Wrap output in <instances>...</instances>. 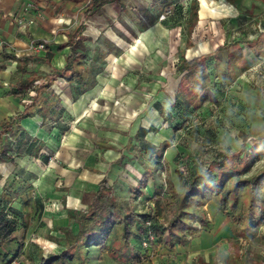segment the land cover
<instances>
[{
  "label": "rangeland",
  "instance_id": "374dc122",
  "mask_svg": "<svg viewBox=\"0 0 264 264\" xmlns=\"http://www.w3.org/2000/svg\"><path fill=\"white\" fill-rule=\"evenodd\" d=\"M187 1L184 0L182 2L184 11L187 10L186 6L189 4ZM123 2L125 7L122 10V17L118 16L117 19H114L109 16V18L105 20L99 19L97 22L91 19L90 24L99 31V36L95 41H92L89 37L87 38L84 48L86 56L84 55L85 57L82 58L83 64L75 65V69L89 76L88 67H90V64L99 65L94 70L95 83L84 91L91 94L90 99H95L94 102H96V105H94L95 110L91 109L90 112L86 113H96L92 121L95 129L92 135H88L86 131L79 127L78 129L81 131L76 133L80 134L81 139L79 140L76 134L73 139L77 140L78 144H86L88 141L92 148L89 150L94 151L96 149L94 154L98 159L104 158V154L106 155V152H103L105 148H111L114 151L108 152L109 156L116 155L115 152L119 153L117 159L120 158L118 163L123 166L122 169L118 170L113 165L110 166L114 160L108 162L109 164H106L107 166L105 165L104 168L106 172L110 170L109 172L112 173L109 175L108 180L112 185L115 198L124 205L130 202L134 203L135 208L139 212L147 213L150 211V213H153V210H156L157 214L155 212V216L163 218L158 220V222L163 223L164 219H166V209L158 207L159 205L149 207V204H146V197L153 194V188L155 187L157 190L156 194L159 197L153 201L162 203V197L166 201L169 198L166 185L168 179L177 191L182 190L176 169L183 168V163H179V160H174V155L180 153L181 148H185L186 152H188V154L181 152L182 159H188V157L193 159L199 171L204 170L213 159H220L225 152L229 151L232 153L228 156V159H231L234 157L232 156L234 153H240L248 145H250L249 148L252 146V151L256 149L257 152H260V150L262 152L255 160H253V153L240 160V165L250 164V169L245 175L251 174L259 167L264 166V139H261V137H264V49L260 50L259 53L261 55H252V51L258 53L255 49L264 43V26L257 23L255 25L249 18L257 16L264 11V0H215V2L214 0H208L206 9L209 12L211 8L213 15L200 18L198 14V19L193 23L188 19H181L180 23L166 28L165 40H159L161 43L157 42L156 46H152L147 42L136 41L137 37L146 28L154 26V16L158 15L157 8L161 7L162 12H164L163 10L166 9L168 11L171 5L169 8L162 6L161 0H123ZM227 4L230 5L228 6ZM221 8H224V10L222 11ZM152 9H155L156 14ZM226 9H233V11L228 13L225 11ZM234 9L235 12L239 11L244 15L250 16L244 17L241 15L240 17H244V19L239 18V23V16L231 14ZM39 10H41L40 7L34 8L35 13ZM144 10L147 11L148 15L144 14ZM185 14H188L187 11H185ZM159 17L160 15L157 16V19ZM110 29L126 43L125 45L122 42L124 49H115L114 43L105 36L104 32L106 33ZM232 41H243L248 43L249 46L246 44L238 46L236 42L232 43ZM230 42L231 45L228 47L218 48V46L227 45ZM111 45L114 47L113 53L107 56L105 54V57L102 58L103 62H100V59L96 56L108 51V47H111ZM133 45L136 48L131 52L129 48ZM242 47H245L243 51L246 54L243 59L236 61V65L240 66L247 63L245 70L238 72L237 75L234 73L233 81L223 86L218 95L213 88L214 90L211 91L215 93V96L212 97V101L209 99L200 101L198 98L184 99L193 108L188 112L185 119L177 122V124L175 123V126L179 127L178 129H169V118L163 117L160 113L157 114L153 109V103H159L165 115L170 114V109L174 106L172 101L176 93L180 88L185 90L187 87V83L185 85L182 84L181 74L176 68L179 60L178 50L183 49L185 56L188 58L201 54H210L225 60L231 56V53L236 54L238 49ZM12 74V82H8V85L13 84L18 77L26 75L23 72L19 74L14 72ZM28 74V77H32L36 81L41 80V73L29 70ZM97 76L100 79H97ZM68 83L67 85L59 84L58 89L62 86H69L70 89L68 91L70 90V96L72 97L73 84L71 81H68ZM193 92L189 91V94ZM200 93H202V88L198 90L197 95ZM27 98L24 97L23 100ZM129 103L130 106H140L136 110L139 111L136 117L133 116L131 118L127 108ZM103 106H107V108H103ZM106 110L109 113L107 118L104 119L102 117H105L106 114L99 116V113ZM135 121H138L139 124L150 123L156 131L149 138L150 141L157 145V155L161 157L160 164H156L154 169L144 168L142 172L133 164L129 165V160L137 157V155L140 156L138 144L135 141L131 142L134 136L131 126ZM108 129L111 130L108 136H102V131ZM74 131L78 130L75 129ZM240 131L247 136L245 146H242L243 138L240 136ZM83 136L87 138V141H82ZM66 137V134H64L60 138L63 141ZM3 138L5 143L13 140V137L9 134H4ZM128 140H131L130 144H126ZM95 141H101L105 148L97 147ZM25 146V143L22 142L21 148L24 149ZM15 147L14 145L12 151H15ZM85 154L86 151L83 148L75 152L76 157L79 159H82ZM57 157V166L63 167L67 164L65 158H61L62 156L60 155ZM124 157H126V161L122 162L121 159ZM27 160L28 157H25L24 164L27 163ZM0 162L3 165L2 171H0V192L6 191L9 195L14 196L15 189L29 185L21 183L19 178H14L9 174L6 175L12 165L3 164L5 161ZM226 165L230 164L226 163ZM114 168L116 170H113ZM138 171H140L139 174L136 173ZM145 173L152 175L153 184L152 182H146L147 184L143 188L144 194L139 197L137 195L133 199L130 198L131 190L139 188L140 182L145 179ZM60 177L61 175L58 174L55 182L58 185L55 186L54 184L53 187L56 188L54 190L55 194L60 195V197H57L58 200L63 198L59 204L57 203L59 212L61 213L62 210V214H66L65 195L68 193L69 186L62 183ZM93 192L92 190L87 193L84 191L82 194L86 193L91 198ZM161 193H164V196ZM47 197L43 196L44 200ZM255 197L259 199L253 204L262 209H253V211L259 215L262 223L250 234H247V230H240L237 224L225 213H223L224 216L222 215L218 223L215 222L212 215L207 212L208 209L204 205L206 201L204 204H198L197 206L200 209V217L203 221L194 223V225L202 231L204 229L203 225L207 227L212 225L213 231H211L213 235L210 237L204 234L199 238V234L196 232L193 235L194 237L187 236L186 240L189 242L186 248L184 247L182 250L178 248V252L175 253L166 251L165 254L162 252V247L158 249L156 244L157 246L154 245L153 249L147 251L149 254L146 256L143 254L144 256L141 257L144 260L143 264H159L164 258L163 255H166L169 259L180 255L179 264H264V180L257 185ZM80 201H82V197ZM15 205L18 204L15 203ZM54 206V201L51 203L47 202L44 219H41V227L34 230L36 225L32 224L35 226L29 229V234L34 232L36 243L41 246L40 249L44 254L57 251L60 248L59 240L62 238V231L59 229L60 222L52 220L53 217L50 216L52 212L50 209ZM71 209H75L73 205ZM207 230L209 229L205 228L203 233H208L205 232ZM18 237L20 239L22 236ZM213 241L214 243H212V248L210 249L200 248L199 250H194L197 243L200 245L202 242V245H207ZM156 242L161 244V242ZM0 250H5L2 244H0ZM19 259H22L23 262L26 260V258L20 256V258L14 260L15 263H11L18 264L16 262ZM102 262L103 264H126L112 259L106 253L102 254Z\"/></svg>",
  "mask_w": 264,
  "mask_h": 264
},
{
  "label": "trees",
  "instance_id": "16d2710c",
  "mask_svg": "<svg viewBox=\"0 0 264 264\" xmlns=\"http://www.w3.org/2000/svg\"><path fill=\"white\" fill-rule=\"evenodd\" d=\"M110 1L113 0H89L83 7L80 13L81 24L68 36L69 53L65 57L66 64L62 69H53L52 72L46 75L48 77L42 76L40 81L28 77V75L8 85V94L21 97L24 109L9 119L0 120V161L14 162L15 156L25 154L36 158H48L44 151L41 152L42 143L36 144L38 139H31L29 142L26 140L19 121L26 116L36 114L43 121L49 115L56 118L62 116L64 109L60 104V97L51 88L56 76L72 82L73 100L93 86L95 83L94 70L99 65L90 64V67H88L89 76L75 69V65L82 63V58L86 56L78 49L77 41L80 40L81 33L85 28L82 22L88 16L99 11L103 4ZM183 1L161 0L162 6L169 8L171 5V8L168 11L163 10L164 12H162L161 7L157 8L158 15L165 14L164 18H159V20L167 27L175 26L183 18L192 23L195 22L198 19V0L187 1L189 3L186 6L187 10H185L188 13L187 15L184 11ZM33 42L43 41L33 40ZM235 42L238 46L245 44L249 46L248 43L243 41H232V43ZM6 45L5 42L2 43L0 69L5 66L6 61L14 60L17 63L16 68L18 71L27 72L25 64L30 57L27 55L17 56L14 53L6 52ZM229 45H231V42L227 45H220L218 48H226ZM244 48L238 49L236 54L231 53V56L225 60L210 54L187 58L183 49L178 50L179 60L176 68L181 74L182 84L187 83V87L185 90L180 88L176 93L172 101L174 106L171 107L170 114L167 112L168 114L165 115L161 109L162 107L156 104L159 113L163 117L169 118V128L178 129L179 127L175 126V123L177 124V122L185 119L188 112L192 110V105L184 99L198 98L200 101L205 99L212 101L215 93L218 95L223 86L231 83L238 72L245 70L247 63L240 66L236 65V61L243 59L246 54L243 51ZM247 48L249 49V47ZM255 50L258 52L259 48ZM252 52V55H259V53ZM105 54L106 52L96 57L100 59V62H103L102 58L105 57ZM65 72L68 73L66 76H64ZM198 88H202V93L199 95H197ZM213 88L215 93L212 92ZM28 90L32 92L29 95L27 94ZM189 91L194 92L189 94ZM27 95L28 98L23 100ZM145 132V129L140 127L137 131V138H142ZM239 133L243 138L242 146H245L247 136L242 131ZM4 134H9L13 137V140L5 143ZM262 138L264 139V137ZM13 141H16L15 151H12ZM22 142L26 146L24 149L20 148L21 150H18ZM249 146L245 147L240 153L233 152L232 156L234 157L231 159H228V156L232 153L225 152L220 159L210 161L202 171L196 168L193 159L189 157L188 159H182L181 152H185V154H188V152L185 148H181L180 153L174 155V160L183 163V168L176 169L182 190L177 191L168 179L166 185L169 198L166 201L161 199L163 204L156 203L157 201L152 202L153 204L148 203L149 200L157 199L155 187L153 188V194L146 197V200H148L146 204H149V207L159 205L158 207L166 209V219L163 223L158 222L163 218L155 216L156 210H153V213H150V211L147 213L139 212L134 203L130 202L124 205L121 201H118L113 194L108 177L103 176L91 198L86 193L82 194L81 207L67 208L65 225L59 227L62 231V238L59 240L60 248L57 251L44 254L40 248L29 245L24 247L22 241L17 240L13 246L3 245L5 250H0V264H12V261L19 258L20 253L24 254L26 264H103V253L126 264H139L142 262L141 257L144 256L143 254L145 256L149 254L147 251L154 248L153 246L157 244L156 241L165 244L168 249L172 250L175 243H183L186 241L187 236L195 235L198 228L194 223L203 221L197 206L198 204H204L212 195L217 197L218 209L227 214L240 230H247V234H250L262 223L259 215L253 211V209L259 210L262 208L255 206L253 203L259 199L255 197V194L257 185L264 180V166L259 167L251 174L245 175L250 169V164L240 165V160L252 153L254 155L253 160H255L262 152V150L257 152L256 149V152L252 151V146L250 148ZM226 163L230 165H226ZM154 168L152 167V169ZM144 177L145 179L140 182L139 188L131 190L130 198L133 199L137 195L139 197L144 194L143 188L147 184V178L153 179L152 175L150 176L148 173H145ZM32 189L31 184L26 185V187H19V189L14 190V196L9 195L6 191L0 192V241L10 237L14 231L21 227L28 228L33 220L37 221L38 224H42L41 218L44 213L45 200L40 196H32ZM15 203L18 205H15ZM150 234L153 235L152 240H150ZM143 240L149 241L150 249H144L142 246ZM19 262L18 264H25Z\"/></svg>",
  "mask_w": 264,
  "mask_h": 264
},
{
  "label": "crops",
  "instance_id": "0c3cea01",
  "mask_svg": "<svg viewBox=\"0 0 264 264\" xmlns=\"http://www.w3.org/2000/svg\"><path fill=\"white\" fill-rule=\"evenodd\" d=\"M88 1L89 0H0V51L2 49V43L5 42L7 44L5 47L6 52L14 53L17 56L27 55L30 57L25 64L27 72H23L26 73V75H23L20 78L28 76L29 70L36 71L39 74L41 73L42 76L48 77L46 75L52 72L53 69H62L65 66V57L69 53V46L67 45L68 36L76 29L77 26L81 24L80 13L82 12L83 7L88 3ZM207 1L208 0H198V14L200 18L206 16L208 17L214 14L211 8L209 12L206 9L208 5ZM27 4H32L33 6L28 7L25 10L24 7ZM227 5L229 6L230 4ZM38 7H40L41 10L35 13L34 8ZM124 7L125 5L123 0H113L103 4L99 11L88 16L82 22L85 28L81 33L80 40L78 39L77 41L78 49L85 54L84 48L86 46L87 38L89 37L92 41H95L99 36V31L90 24L91 19H94V22H97L99 19L105 20L109 18V16L117 19L118 16L122 17V10L124 9ZM221 10L223 11L224 8H221ZM225 11L229 13L233 11V9H226ZM153 12L155 13V9L153 10ZM144 14L148 15L146 10H144ZM231 14H236L235 16H239L238 21L239 18L244 19L245 16H250L244 15L239 11L235 12V9ZM241 15H243L244 17H240ZM157 16L158 15L154 16V26H150L143 30V32H141L137 37L136 41H143L145 43L147 42L151 44L152 46H156L157 42H160L159 40H165L167 26L164 25L159 19H157ZM249 18H251L252 22L255 23V25L257 23L258 25L262 24L264 26V11L257 16H251ZM18 19H22L23 23L19 24L17 21ZM91 29L92 31H90ZM104 34L105 36H107V38H109L111 42L114 43L115 49H124L123 43L125 42L121 40L122 38L120 36H117L116 33H114L111 29L106 33L104 32ZM33 40H42L46 46V49L39 51L30 49V44L36 43L33 42ZM114 47H112V45L111 47H108V51H105L106 56L113 53ZM134 48H136L135 45L131 46L129 49L132 52ZM258 48L259 53L260 50L264 49V43ZM259 55H261V53H259ZM5 63V66L0 69V85H2L0 86V120L9 119L13 115L22 112L24 109V104L22 103L21 97L14 96L13 94H8V82H12L11 74L14 72H17L19 74L21 73V70H17V63L14 60L6 61ZM67 74L68 73L65 72L64 76H66ZM20 78L18 77V79ZM98 78L99 77L97 76V79ZM59 84L67 85L69 83L65 78L56 76L55 80L51 84L54 92L60 97V104L64 109L62 116L56 118L53 115H49L47 119L43 121V119L38 114H36L34 116H26L19 121L21 129L24 130L23 135L25 136L26 140H28L29 142L31 139H38V142H36V144L39 145V142L42 143L43 146L41 152L44 151L48 158H36L32 155L25 154L15 156L14 162L8 161L3 162V164L12 165L9 169L10 171L8 170L6 175L9 174L14 178H19L21 180V183L31 184L33 186L32 196L34 195V193H36L35 196H40L43 200V196H48L45 200V206L47 202L51 203L54 201L55 206L50 209L52 211L50 213V216L53 217L52 220L60 222V225H65L67 213L62 214V210L60 213L59 207H57V203L59 204V202L62 201L63 198L58 200L57 197H60V195L55 194L54 190L56 188L53 187L54 184L55 186L58 185V183H55L57 175L60 174L61 182L69 186L68 193H66L65 195V209L67 211V208H71L72 205L74 208L81 207L82 202L80 201V198L82 197V192L85 191L87 193L91 190L95 191L97 189L99 180L103 176L109 177V175L112 174L111 172H109L110 170L106 172L104 169L105 165L109 164L108 162L114 160V162L110 164V166L113 165V167H115L116 169L118 168V170L122 169L123 166L119 165L118 163V161L120 160V158L117 159L119 153L115 152L116 155L109 156L108 152L114 151H112L111 148H105L101 141H95V145L97 147H101L102 149L105 148L103 152H106V155L104 154V158L98 159L94 154V151H96V149L94 151L89 150L92 148L90 147L86 137H82V141H87L86 144H78V141H75V139H73L76 135L78 136L79 140L81 139L80 134L76 133L81 131L80 129H78L79 127L86 131L88 135L93 134L95 126L93 125L92 121L94 120L93 116H96V113H86L90 112L91 109L95 110L94 105H96V102H94L95 99H90L92 95L88 92L80 94L78 98L73 100V98L70 96V90L68 91L70 87L62 86L60 89H58ZM29 91L27 93L28 95L32 93L31 91ZM28 95L26 97H28ZM156 104L159 105V103H153V109L157 114H159V111L156 109ZM139 107L140 106L137 105L130 106V103L128 104L127 108L131 118H133V116L136 117L139 112L136 110H138ZM103 108H107V106H103ZM108 113L109 111L106 110L104 112H100L99 116H104L106 114L105 117H102L106 119ZM137 123L138 121H135L132 124L131 127L134 136L132 141L128 140L126 144H130L134 141L138 144L140 156L137 155V157H133L132 160H129V165L133 164L136 168H139L140 171L143 172L144 168L154 167L156 165V162L157 164H160L159 162H161V157L157 155V145L149 139L150 135L152 136L156 133L154 127H152L150 123H144L145 125L143 123ZM140 127L145 129L146 132L142 136V138L138 139L137 131ZM75 129H77L78 131H74ZM110 132L111 130L108 129L102 131L101 134L102 136H108ZM19 134L21 135L20 131ZM64 134H66L67 137L62 141L60 137H62ZM133 134L131 133L130 135ZM13 142L14 143L12 144V148L14 147V145L16 146V141ZM20 148L21 145L19 146L18 150L22 149ZM80 148H83L86 151V154L82 157V159H79L75 155V152L77 150H81ZM59 155L62 156L61 158H65L67 160V164L63 167L57 166L56 158H58L57 156ZM25 157H28V160L27 163L24 164ZM121 160L122 162H125L126 157ZM2 168L3 165H1L0 162V171H2ZM115 168L113 170H116ZM140 171L136 173L139 174ZM148 182H152L153 184L154 180L151 178H147V183ZM162 195H164V193ZM155 196L157 198L159 197L157 194ZM162 200L164 201L165 198L162 197ZM149 202L152 203L154 201L149 200L148 203ZM204 205L208 209L207 212L212 215V218L215 222L218 223L222 215L224 216V212L218 209L217 197L215 195L210 196L206 204ZM43 212L44 213L41 218L42 220L44 219V215L46 213L45 207ZM198 212L200 214V209H198ZM30 224L31 225H29L28 228L21 227L20 229L14 231L10 237L4 239L3 241L1 240L0 244H8V246H13L15 245V242L17 240L21 239L24 247H27L29 245L31 247L36 246L40 248L41 246L36 243V239L33 235L34 232H31L29 234V229L33 228V226L35 225L36 226L34 230L39 229L41 227L40 225L42 224H38V222L35 220L31 221ZM203 227L204 229H209L205 231L208 233H203L204 229L202 231L198 228L197 232L199 234V238L204 234L211 237L213 235V226L211 225L210 227H207L206 225H203ZM18 236L22 237L19 239ZM191 237L194 236L192 235ZM191 240L193 241V239ZM188 242L189 241L186 240L183 243H175L172 250L168 249L165 244H158L157 242L156 243L158 245V249L162 247V252L166 254V251L169 253H175L178 252V248L180 250H182V248L184 249V247L186 248ZM212 243H214V241L207 245H202V242L200 243V245H198L199 243H197L194 250H199L200 248H205L206 250L210 249L212 248ZM20 256L24 257V254H20L19 258ZM163 256L164 258L160 261L159 264L180 263L178 262L180 255L174 256L173 259H169V257H166V255ZM141 260L142 262L140 263L143 264V258ZM19 261V263L23 262L22 259H19ZM24 263L26 264L27 261H25Z\"/></svg>",
  "mask_w": 264,
  "mask_h": 264
},
{
  "label": "built area",
  "instance_id": "2783aa9c",
  "mask_svg": "<svg viewBox=\"0 0 264 264\" xmlns=\"http://www.w3.org/2000/svg\"><path fill=\"white\" fill-rule=\"evenodd\" d=\"M31 6H33V5H32V4H27V5L24 7V9L26 10L28 7H31ZM164 15H165L164 13L161 14L159 18H160V19L164 18ZM17 21H18L19 24H22V23H23V20H22V19H18ZM29 48L32 49V50H37V51H39V50H43V49L45 48V44H44L43 42L31 43ZM148 223H149V222H148ZM152 239H153V235L150 234V240H152ZM142 246L144 247V249L149 248V247H150V243H149V241H147V240H143V241H142ZM149 249H150V248H149ZM12 262L15 263V261H12ZM16 263H18V262H16Z\"/></svg>",
  "mask_w": 264,
  "mask_h": 264
}]
</instances>
